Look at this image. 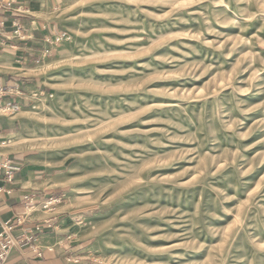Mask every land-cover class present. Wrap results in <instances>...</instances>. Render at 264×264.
<instances>
[{"label":"rangeland","instance_id":"1","mask_svg":"<svg viewBox=\"0 0 264 264\" xmlns=\"http://www.w3.org/2000/svg\"><path fill=\"white\" fill-rule=\"evenodd\" d=\"M48 5L62 32L3 145L62 175L76 243L97 264H264V0Z\"/></svg>","mask_w":264,"mask_h":264},{"label":"crops","instance_id":"2","mask_svg":"<svg viewBox=\"0 0 264 264\" xmlns=\"http://www.w3.org/2000/svg\"><path fill=\"white\" fill-rule=\"evenodd\" d=\"M48 2L0 0V88L4 89L0 96V157L8 158L13 170L11 181L0 178V229L17 213L28 217L30 210H35L34 217L17 226L16 235L23 246L15 249L5 264H97L71 235L76 218L60 206L66 187L51 185L62 175L43 163L4 150L3 145L21 126L23 113L15 116L13 112L29 102L32 90H41L40 79L23 72L62 32L49 16ZM48 201H53L49 210L44 209ZM30 236L36 246L27 242Z\"/></svg>","mask_w":264,"mask_h":264},{"label":"built area","instance_id":"3","mask_svg":"<svg viewBox=\"0 0 264 264\" xmlns=\"http://www.w3.org/2000/svg\"><path fill=\"white\" fill-rule=\"evenodd\" d=\"M4 94V89L0 88V96ZM0 178H5L11 181L13 178L12 164L6 158L0 157ZM0 191L2 189L0 188ZM49 204V203H48ZM47 204V206H48ZM22 215L17 213L15 217L5 221L1 225L0 229V264H5L15 249L22 248V241L18 239L16 235L17 226L23 224ZM27 242L35 244V239L30 236L26 237ZM35 246L33 248L35 249Z\"/></svg>","mask_w":264,"mask_h":264}]
</instances>
